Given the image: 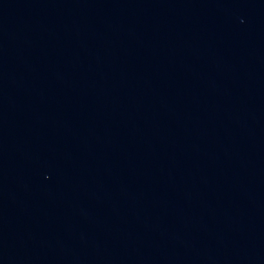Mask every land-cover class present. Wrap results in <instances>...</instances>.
Instances as JSON below:
<instances>
[{
    "label": "water",
    "instance_id": "95a60500",
    "mask_svg": "<svg viewBox=\"0 0 264 264\" xmlns=\"http://www.w3.org/2000/svg\"><path fill=\"white\" fill-rule=\"evenodd\" d=\"M204 0H0V264H184Z\"/></svg>",
    "mask_w": 264,
    "mask_h": 264
}]
</instances>
